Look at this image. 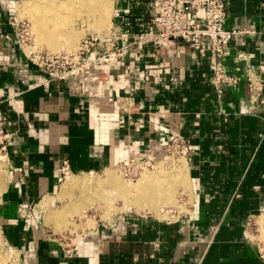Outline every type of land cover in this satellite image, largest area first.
Masks as SVG:
<instances>
[{
	"label": "crops",
	"instance_id": "0c3cea01",
	"mask_svg": "<svg viewBox=\"0 0 264 264\" xmlns=\"http://www.w3.org/2000/svg\"><path fill=\"white\" fill-rule=\"evenodd\" d=\"M24 1L0 0V122L13 134L0 243L24 248L30 264H264L246 229L264 210V0H224V27L249 32L221 58L237 79L223 92L210 52L158 39L154 0H115L108 36L123 54L89 93L82 79L54 78L29 60L11 21ZM253 74L263 80L259 96ZM175 135L188 142V212L101 224L67 255L36 209L44 198L59 201L64 163L81 174L132 154L160 160Z\"/></svg>",
	"mask_w": 264,
	"mask_h": 264
},
{
	"label": "built area",
	"instance_id": "2783aa9c",
	"mask_svg": "<svg viewBox=\"0 0 264 264\" xmlns=\"http://www.w3.org/2000/svg\"><path fill=\"white\" fill-rule=\"evenodd\" d=\"M226 17L227 5L224 0H154L151 25L156 29V36L160 41L181 40L200 53L210 52L213 57L210 65L213 83L219 92H223L224 86L235 84L237 79L226 73L221 58L227 54L236 36L249 32L243 28L226 29L224 27ZM11 21L23 48L28 46L29 22L16 16H11ZM114 54L119 56L123 54L115 38L107 35L101 37L97 34L87 35L73 52L50 53L34 49L27 53L32 63L54 78H76L79 82L82 79L88 89L87 93L93 92L100 83L104 66ZM261 70L264 71V64H261ZM249 86L253 96H259L263 80L257 74L250 75ZM12 144V132L0 122L1 153L7 155V148ZM169 144L172 150L187 156L188 142L183 136L171 137ZM137 157L135 162L129 161V164L119 166L128 170L124 171L125 175L129 172L135 176L141 170L152 166V162L155 161L154 157ZM62 172L64 176L72 173L67 162L64 163ZM66 245V254L73 255L75 248H70V243Z\"/></svg>",
	"mask_w": 264,
	"mask_h": 264
},
{
	"label": "rangeland",
	"instance_id": "374dc122",
	"mask_svg": "<svg viewBox=\"0 0 264 264\" xmlns=\"http://www.w3.org/2000/svg\"><path fill=\"white\" fill-rule=\"evenodd\" d=\"M34 1L36 0H25L24 2L19 3L18 6H16L13 11L18 19H23V20L26 19L29 22L28 33L30 40L28 41V46H25V50L27 53L31 52L34 49H42L50 53H58L61 51H65L64 49L58 52L53 51L51 50V47L56 46L57 44H61V39L63 35H67L69 32L74 31L75 29L79 28V30L80 29L86 30L87 26L78 25L80 20H85L89 23L90 21L93 22L95 18L91 12L93 11V7L97 5L95 2L92 3L90 2V4L88 3L86 6H82V5L79 6L78 4L79 0H76L78 2L70 1L71 2L70 6H72V9L69 18L65 20L67 24L61 25L59 28H54L55 29L54 31H56L58 34L55 33L54 36L48 37L47 41H41L37 37V34H35V31L33 30V24L30 21L28 15L27 14L20 15L19 12V7L21 5ZM107 1L111 3V14L109 15L108 27L102 31L104 32L103 34L96 32L90 33L89 31L87 32L85 31L81 39L78 41L77 47L80 41L89 34H97L101 37H104L106 35L108 36L111 28L113 5L115 0H107ZM59 3L60 2L58 0L54 2L51 0H39L37 3H35V5L46 4L54 7V5ZM90 7H91V11H90ZM77 47L74 50L67 52H73L77 49ZM165 151H166L165 153L166 156H164L160 160L155 159V161L152 162V166L147 167L148 170H155V167H157V163H160L159 166L162 167L161 169L165 171V174L171 175L172 170L175 169V164L178 162V164L181 163L180 164L181 166L185 165L186 171H188L186 155L177 153L174 150H172L170 144L166 146ZM0 158L2 159L0 160V162L2 163L1 172L6 183L8 180V157L7 155L1 153L0 151ZM129 161L127 162V164L130 163ZM135 161L136 160H134L133 162ZM108 169H111L114 172L117 182L125 181L127 183L128 182L136 183L138 179L141 177V171H143L141 170L137 175L132 176L130 175L129 172H127L128 174L125 175L124 171H128V170L127 169L125 170L119 166ZM108 169L99 172H87L81 174L71 173L68 176H64L61 184V193L58 196L59 201L52 206V202L49 199L44 198L43 200H45L46 204L45 203L43 204V200H42L38 204V208L36 207V209L38 210L41 209L46 214L47 216L46 223L49 227L50 233L53 232L55 234L54 237L57 240L61 239V242L63 244L66 245L70 243L71 245L70 248H74L76 246L75 245L76 243L84 239H87L86 236H88L89 232L95 231L97 226L101 224H113L115 223V221L119 219H123L124 217H128V216H154L161 220H176L181 218L183 215H185L188 212L189 203L191 201V195H189V189H188L189 187L188 173L186 175L185 183L177 182L176 184H173L172 186L173 203L164 206V210L161 211L164 214L165 216L164 217L158 215L156 216V213L149 210L148 208L142 209L139 213L136 211L135 207H132V210L126 209L125 202L121 197H119L117 190L111 187L110 185L111 183L106 182L108 181L107 180ZM74 177L90 179L91 181L88 182L90 188H82L77 190L73 189L67 193H62L63 183L71 179H74ZM165 178H166L165 179L166 183L172 182V180L174 181L176 180L175 177L167 176ZM95 180L99 183L97 184ZM97 192L100 193L98 194ZM97 195H99L98 198ZM82 199L83 201H81ZM106 199H109L111 202L107 204ZM176 212H178V217H171V215L173 214L176 215ZM263 214H264V210L257 216L250 218L246 225L247 232L249 233L251 239L256 243L262 254H264V226L260 222V217ZM60 216L62 218H59ZM62 236L66 239L64 238L62 239ZM26 252L27 251H25L24 248H18L12 251L8 245H5L2 242L0 243V259L5 264H26L25 261H27V264H30L31 262L30 260L32 259L29 260V254L27 255V259H25Z\"/></svg>",
	"mask_w": 264,
	"mask_h": 264
},
{
	"label": "bare ground",
	"instance_id": "6f19581e",
	"mask_svg": "<svg viewBox=\"0 0 264 264\" xmlns=\"http://www.w3.org/2000/svg\"><path fill=\"white\" fill-rule=\"evenodd\" d=\"M38 1L39 0H36L34 2L25 3L21 5L19 7V12L20 15L23 14L28 15L30 21L33 24V30L35 31V34H37V37L41 41H47L48 37H52L55 35V33H57L56 31H54L55 30L54 28H59L61 25L67 24L65 20L69 18L72 9V6H70L71 3L70 1H75V2L78 1L58 0L60 3L54 5V7L46 4L35 5V3H37ZM51 1L54 2L56 0H51ZM90 2L91 3L95 2L97 4L96 6L93 7V11H91V7H90V11L95 17L93 22L90 21L88 23L85 20H80L78 25L87 26V29L79 30L78 28L75 29L74 31L69 32L67 35H63L61 39V44L52 46L51 50L57 52L63 49L66 52L74 50L77 47V43L81 39L85 31L86 32L89 31L90 33L93 32L102 33V34L104 33L102 31L108 27L109 15L111 14V3H109V1L107 0H79L78 4L79 6L80 5L86 6L88 3L90 4ZM137 156L138 155L136 154H132L129 157L130 162L138 158ZM0 160L2 159L0 158ZM1 164L2 163L0 162V193H2L6 187L5 179L1 172ZM180 164H178V162L175 164V169L172 170L171 175L165 174V171L161 169L162 167L159 166L160 163H157V167H155V170H148L147 168H145L143 171H141V177L138 179L136 183H131V182L127 183L125 181L117 182L114 172L111 169H108V173H107L108 181L106 182L111 183L110 184L111 187L117 190L119 197H121L125 202L126 209L132 210V207H135L136 211L139 213L142 209L148 208L149 210L155 212L156 215L164 216V214L161 212L164 210V206L173 203V196H172L173 184H176L177 182L179 183L186 182L185 180L187 175L186 167L185 165L181 166ZM164 176L175 177L176 180L175 181L172 180V182L166 183L165 181L166 178ZM89 181L91 180L87 178L74 177V179H71L63 183L62 193H67L73 189L77 190L82 188H90V186L88 185ZM96 183L98 184L99 182L96 181ZM97 193L99 194L100 192ZM98 196L99 195H97V198ZM81 201H83V199ZM110 202L111 201L109 199H106L107 204H109ZM44 203L46 204L45 200H43V204ZM59 218L62 217L60 216ZM260 222L264 226V214L260 217ZM0 264H5V263L0 259Z\"/></svg>",
	"mask_w": 264,
	"mask_h": 264
}]
</instances>
